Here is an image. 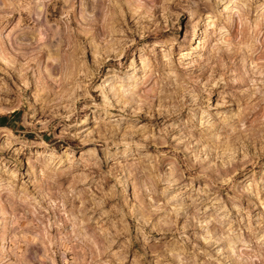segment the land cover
I'll list each match as a JSON object with an SVG mask.
<instances>
[{
  "label": "rangeland",
  "instance_id": "rangeland-1",
  "mask_svg": "<svg viewBox=\"0 0 264 264\" xmlns=\"http://www.w3.org/2000/svg\"><path fill=\"white\" fill-rule=\"evenodd\" d=\"M14 111L0 264H264V0H0Z\"/></svg>",
  "mask_w": 264,
  "mask_h": 264
},
{
  "label": "trees",
  "instance_id": "trees-1",
  "mask_svg": "<svg viewBox=\"0 0 264 264\" xmlns=\"http://www.w3.org/2000/svg\"><path fill=\"white\" fill-rule=\"evenodd\" d=\"M20 113H21V111H14L10 115L1 116L0 117V126H10L11 127L12 123H10L9 117H17L20 115Z\"/></svg>",
  "mask_w": 264,
  "mask_h": 264
},
{
  "label": "bare ground",
  "instance_id": "bare-ground-1",
  "mask_svg": "<svg viewBox=\"0 0 264 264\" xmlns=\"http://www.w3.org/2000/svg\"><path fill=\"white\" fill-rule=\"evenodd\" d=\"M41 3V2H40ZM38 6H39V3H37L36 4V8H35V11L34 12H36L37 14L40 12V8H38ZM81 10V12L83 13V11L85 10H83V8L82 9H80ZM84 14H85V12H84Z\"/></svg>",
  "mask_w": 264,
  "mask_h": 264
}]
</instances>
